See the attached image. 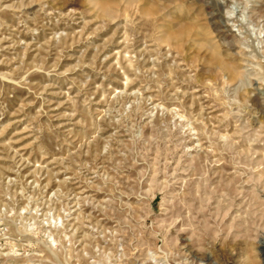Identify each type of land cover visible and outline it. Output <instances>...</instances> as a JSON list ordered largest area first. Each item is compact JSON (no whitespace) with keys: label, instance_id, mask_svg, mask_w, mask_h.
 <instances>
[{"label":"rangeland","instance_id":"374dc122","mask_svg":"<svg viewBox=\"0 0 264 264\" xmlns=\"http://www.w3.org/2000/svg\"><path fill=\"white\" fill-rule=\"evenodd\" d=\"M0 264H264V0H0Z\"/></svg>","mask_w":264,"mask_h":264}]
</instances>
